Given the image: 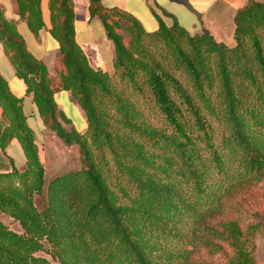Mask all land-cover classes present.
Returning a JSON list of instances; mask_svg holds the SVG:
<instances>
[{
  "label": "trees",
  "instance_id": "obj_1",
  "mask_svg": "<svg viewBox=\"0 0 264 264\" xmlns=\"http://www.w3.org/2000/svg\"><path fill=\"white\" fill-rule=\"evenodd\" d=\"M15 2L37 36L40 0ZM49 10L54 74L1 7L0 41L44 129L77 145L82 167L45 182L23 98L0 74V152L16 138L25 156L23 169L0 171V215L20 227L0 218V264H261V204L251 212L233 192L264 178V1L236 13L227 46L176 21L147 32L130 13L88 0L113 45L114 73L146 93L160 127L89 64L73 0H49ZM64 90L85 114L84 133L60 123L55 94ZM228 158L241 171L230 173ZM214 173L222 176L211 181Z\"/></svg>",
  "mask_w": 264,
  "mask_h": 264
},
{
  "label": "crops",
  "instance_id": "obj_2",
  "mask_svg": "<svg viewBox=\"0 0 264 264\" xmlns=\"http://www.w3.org/2000/svg\"><path fill=\"white\" fill-rule=\"evenodd\" d=\"M106 7H117L134 16L147 32L156 31L160 23L170 26L174 21L190 35L200 33L205 28L211 36L227 46L234 44V17L250 0H101ZM261 2L264 0H253ZM0 7L6 19L12 21L23 36L27 49L40 59L50 74L55 73L54 60L58 47L57 41L49 33V0H40L43 27L35 36L16 12L15 0H0ZM75 41L81 47L89 64L111 75L114 72V49L105 30L97 18L90 17L88 0H73ZM0 74L8 82L11 92L23 98V112L28 126L35 134L39 159L44 168L55 174L67 170L72 160V146L63 144L51 131L44 129L42 120L33 102L32 94L26 92L23 80L16 76L13 65L0 41ZM55 102L60 114V123L65 128H74L84 133L87 128L83 110L74 101L70 91L55 94ZM2 109L0 106V116ZM76 160V153L74 161ZM25 166V156L19 141L13 138L0 152V171Z\"/></svg>",
  "mask_w": 264,
  "mask_h": 264
},
{
  "label": "rangeland",
  "instance_id": "obj_3",
  "mask_svg": "<svg viewBox=\"0 0 264 264\" xmlns=\"http://www.w3.org/2000/svg\"><path fill=\"white\" fill-rule=\"evenodd\" d=\"M112 75V81L114 89L120 93L122 97H128L134 104L142 111L144 119L147 120L148 123L155 127L161 126V120L157 116L156 111L153 110L152 104L149 101V98L146 96V93L137 94L132 90L129 83L125 80H122L119 78L117 74L114 72ZM61 141V140H60ZM62 142V141H61ZM72 146L73 150L72 153L69 154V157L71 156V166L67 168V170H59L55 174H52L49 170H47V175L44 176L45 182L47 183L51 178L55 177L56 175H60L69 171H75L79 170L82 167V160H81V151L77 147V145H67ZM76 153V160L74 161V155ZM238 158V157H237ZM229 160V158H228ZM228 171L231 173L232 171L235 172L236 170L242 169V163L236 159L234 163H232L230 160L227 163ZM222 175L213 174L210 178L212 181L220 178ZM238 179L237 177L233 179L232 183H237ZM239 182V181H238ZM240 185V184H239ZM239 185H236V193L235 191L234 196L236 198L240 199L241 202H244V200L247 202V204H251V212L256 211V205L261 204V211L264 213V178H262L260 181L255 182L254 184L251 183H243L241 187ZM0 218L13 230L20 232V227L18 223L12 221L10 218L4 215H0ZM253 243L255 245V250L258 255L259 260L261 261V264H264V232L260 233V235H256L255 239L253 240Z\"/></svg>",
  "mask_w": 264,
  "mask_h": 264
}]
</instances>
